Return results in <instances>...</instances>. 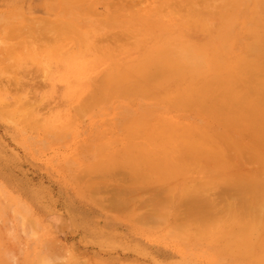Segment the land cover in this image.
Listing matches in <instances>:
<instances>
[{
	"label": "rangeland",
	"instance_id": "rangeland-1",
	"mask_svg": "<svg viewBox=\"0 0 264 264\" xmlns=\"http://www.w3.org/2000/svg\"><path fill=\"white\" fill-rule=\"evenodd\" d=\"M109 1L0 0V264H264V247L253 246L256 242L264 243V214H257V218L242 214L243 198L237 192L240 188L233 184L236 180L233 173L243 174L248 169L244 167L251 168V161L244 167V163H238L225 169L212 165L204 171L195 169L192 170L195 178L190 179L181 172L173 180L175 189L169 183L158 185V173L145 181L144 172L136 168L145 167L148 160L160 161L150 154L152 149L144 145L146 151L143 150L148 140L143 121L135 125L120 123L124 114L140 113L146 107L144 111L162 119L155 121L147 117L145 124L161 126L174 119L178 121L176 128H185L203 122L207 136L212 135L214 140L218 136L212 132V121L210 124L202 119L197 121L192 109L187 114L170 110L164 103L159 104L163 109L148 106L156 100L140 101L136 91L127 99L119 94L110 101L102 98L104 101L95 102L101 105L93 102L91 108L90 99L96 96L104 68H97L96 73L88 65L92 58L71 53L70 39L53 45L49 39L42 41L37 36L38 23L61 21L70 15L83 16L81 24L88 18L97 21L99 31L91 25L88 28L99 39L106 38L109 30V35L119 33L122 28L119 26L132 15L133 9L122 12L115 21L110 20L109 25H113L110 27L104 15ZM144 1L135 0L138 5L134 8L138 11L140 6H145L139 11L143 15L146 9L160 4L159 0H151L152 3L146 0L147 5ZM215 3L226 5L232 23L249 28L252 27L249 22L253 21L264 35V0H216ZM180 7L177 8L186 10L184 5ZM88 8L93 11L87 13ZM255 10H262L259 19L255 18ZM130 25L136 24L129 21L125 26ZM138 31L136 36L143 41ZM172 32V37L179 34L177 30ZM236 38L228 54L232 58L235 46L245 36L236 34ZM249 52L252 53L246 54L252 57ZM136 57L137 61L143 59V53ZM257 68L264 71L262 64ZM99 73V81H93ZM75 78L79 80L73 81ZM261 78L264 80V76ZM68 79L71 84H67ZM19 80L25 85L20 91ZM81 82L85 83L83 87ZM90 93L93 96L89 97ZM216 94L217 91L211 98ZM262 108L264 103L260 105ZM184 116L192 118L184 121ZM243 122L264 125L259 120ZM210 141L209 146L215 149ZM260 141L251 143L245 138L243 146L250 153L251 147L256 152L260 149L264 155ZM168 143L174 141L169 139ZM176 151L180 153L176 146L169 149V160L170 155L178 154ZM131 160L137 166L126 168L124 164ZM256 169L260 170L257 183L264 187V163ZM170 193L174 196L167 198ZM109 200L120 203H111L109 207ZM150 202L154 205L152 209ZM122 203L130 207L121 206ZM159 205L165 211L167 208V212ZM189 207L205 210L206 215L187 213ZM148 210L163 214L148 218L144 214Z\"/></svg>",
	"mask_w": 264,
	"mask_h": 264
},
{
	"label": "bare ground",
	"instance_id": "bare-ground-1",
	"mask_svg": "<svg viewBox=\"0 0 264 264\" xmlns=\"http://www.w3.org/2000/svg\"><path fill=\"white\" fill-rule=\"evenodd\" d=\"M111 1L105 5L106 13L104 15L106 16L108 25L110 20L115 21L116 17L122 14V12L133 9L130 11L132 15L119 26H122L119 33L115 32L109 35V30V33L105 35L106 38L99 39L88 28L91 25L95 31H99V26L95 24L98 23L97 21L93 22L91 18H88L82 23L85 25H82L80 21L83 16L70 15L61 21L38 23L37 28L40 33L38 32L39 35L37 36L42 38V41L49 39V42L53 45H56L58 42L62 43L65 39H70L71 44L68 47L71 53L75 55L82 53L92 58V62L94 63L88 62V65L96 73L98 69L102 70L104 68L106 72L102 70L103 74L101 76V71L98 76L95 74L96 79L93 81L100 80V87L96 86L99 89L95 88L97 91L94 98H89L94 94L90 93L91 95L88 98L92 100V103H89V107L99 104L95 103L99 100L101 102L104 99L105 101L107 99L110 101V98L112 99L117 94H119L120 98L127 99L131 97L133 91H136L137 98L140 101L145 99L156 100L157 104H149L148 106L163 109L159 104L164 103L169 106L170 110L175 109L178 112H187V114L192 109L194 117L196 120L198 119L197 121H201V119L207 123L209 121L211 123L212 121L211 126L214 127L212 132L215 131L214 133L218 136L214 140L212 135H210V138L207 136L203 122L199 124L196 122L194 125H192L193 123L188 124L185 128H176L178 121L174 119H171V123H164L161 126H158L156 123L145 124L144 120L147 117L151 118L149 120L154 119L155 121H159L162 118H156L157 114H149L147 111H144L146 107H143L144 110L142 108V111L136 114H133V111L130 112L129 110L131 109H126L130 113L128 116L124 114L122 117L124 121L122 120L120 123L135 125L142 120L144 130L146 131L145 137L148 139L146 140L147 142H144L143 146L145 145L150 150H153V153L150 152V154L153 157L155 156L156 160L157 158L160 159L158 162L154 159V161L148 160L145 167H136L140 172H144L143 177L145 181H150L154 173H158L156 177L159 179L156 181L157 184L169 183V186H171L174 184L173 180L179 177L181 172L187 173L190 179L194 177L192 170L195 169L204 171L210 165L215 168L222 167V169H225L226 167L231 168L233 165L238 166V163H244V167L247 163V166H249V161H251L250 167L253 169L244 167L248 169H245L243 174L233 173L236 178L233 184L240 188L239 191H236L239 192L240 198H243L242 202L239 201V198L237 203L241 202L245 205L244 208L242 206H238V208L242 207L243 210L240 208L243 211L242 214H247L249 217L257 218V214L263 215L264 187L259 182L257 183L260 170L257 171L256 167L258 164L264 163V155L260 149L256 152L252 147V152L250 153V150L244 147V140L248 138L251 143L261 140V146L264 147V125L256 126L254 123L243 122L245 120H259L264 123V109H260V105L264 103V80L261 78L264 76V71L257 68L262 64L264 70V35L261 32V28L253 21L249 22L252 26L249 28L235 22L232 23L233 21L228 19L230 11H227L226 5L222 3L221 5L217 4L215 3L216 0H159L160 4H158V7L146 9L147 13L145 14L144 11L145 15L142 14L143 12H139L145 6H140L138 11L134 9L138 5L135 0ZM145 1L144 3L146 4ZM149 1L151 2V0ZM260 1L263 0H256V2ZM177 2L181 4V7L180 5L178 6ZM183 5L186 10L177 8H183ZM85 11L88 13V11L92 12L93 9L88 8ZM261 11H254V14L257 13L256 19H259ZM129 21H133L136 25L126 27L125 25ZM138 21L140 22L139 24H137ZM254 23L257 26H254ZM109 26L113 27V25ZM136 26L138 29L135 28ZM42 29L48 30V33L43 32ZM175 30L179 34L172 37V31ZM248 30L250 31L249 33ZM136 31L142 33L143 41L141 40L142 38H137ZM217 34L218 36H216ZM236 34L238 37L245 36V38L244 41L235 46L232 58L228 54L237 39ZM37 39H35L36 43H38ZM134 39L136 40L133 41ZM41 40L39 42H42ZM251 40L252 42H250ZM208 41H212L213 45L207 44ZM131 42L134 43L132 44ZM247 51L252 52H249L252 54V57L246 54ZM142 53L143 59L137 61L138 58L136 57L137 59H135V56ZM254 61L255 63L253 64ZM91 75H88V77ZM99 76L101 79L98 80L97 77ZM77 77L79 78L80 75ZM76 80V78L73 79V81ZM18 82L17 87H19L18 90L20 91L24 89L25 85L21 80ZM69 82L68 79L67 84ZM27 84L29 83L27 82ZM96 85L98 84L96 83ZM216 91L217 94L211 98V94L216 93ZM102 98L104 99L101 100ZM86 102L85 104L87 105V99ZM166 112L171 113L168 109ZM188 116L182 117V120L186 121L192 118H188ZM214 123L217 124V127L214 126ZM191 126L194 128L193 132ZM256 127H258L257 130L254 129ZM186 133L188 134L186 138L176 137ZM207 133L210 134L209 132ZM169 139H172L174 143H168ZM209 139H212L213 145L216 146L215 149L212 148L213 150L209 146ZM163 141L165 145H163ZM211 141L210 145L212 144ZM145 146L144 151H146ZM174 146L178 147L180 153L176 151L178 154L175 157L174 155H170L171 160H169L167 152ZM259 152L261 155L258 154ZM233 153L235 154L233 155ZM252 157L256 160H253ZM133 160H136V158H133ZM133 160L125 163L124 166L127 165L128 167L126 166V168H130L129 166L132 164L133 166H137ZM124 166L123 168H125ZM136 168L134 167V169ZM123 170L128 171L129 169ZM184 190L186 191L187 189ZM169 192H165V195H168ZM170 195L171 193L167 198L174 196V194ZM152 197L150 196L149 199L154 202ZM122 198L121 196L120 199ZM156 198H159V196ZM256 198L260 200L258 203ZM105 201L107 202V200ZM234 201L236 200L234 199ZM114 202L117 201L114 200ZM114 202L113 200L112 202L109 200V207H111V203L112 205L120 203ZM150 203L151 206L150 204L148 206L153 208V203ZM125 204L127 205V203L120 205L126 207ZM159 208L165 211L163 207L160 206ZM167 210L166 208L165 213ZM149 211H144V214L148 218L150 216L153 217L152 214L155 211L152 213L153 210H151V214ZM146 212L148 213L146 214ZM191 212L202 216L206 215L205 210L200 211L199 208L191 209L189 207L187 213ZM157 213L153 215H158ZM207 217L208 215L204 217L205 220ZM253 246L263 248L264 243L256 242Z\"/></svg>",
	"mask_w": 264,
	"mask_h": 264
}]
</instances>
